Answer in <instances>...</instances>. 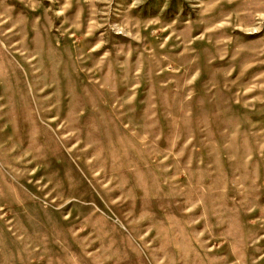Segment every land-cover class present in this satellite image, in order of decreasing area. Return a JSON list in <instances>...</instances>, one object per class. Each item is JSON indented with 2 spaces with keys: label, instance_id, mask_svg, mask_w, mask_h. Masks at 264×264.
<instances>
[{
  "label": "rangeland",
  "instance_id": "1",
  "mask_svg": "<svg viewBox=\"0 0 264 264\" xmlns=\"http://www.w3.org/2000/svg\"><path fill=\"white\" fill-rule=\"evenodd\" d=\"M0 264H264V0H0Z\"/></svg>",
  "mask_w": 264,
  "mask_h": 264
}]
</instances>
